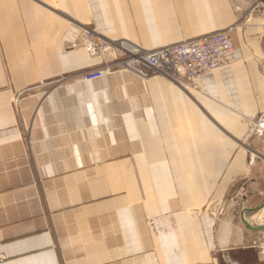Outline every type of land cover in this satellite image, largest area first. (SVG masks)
Masks as SVG:
<instances>
[{"label": "crops", "instance_id": "obj_1", "mask_svg": "<svg viewBox=\"0 0 264 264\" xmlns=\"http://www.w3.org/2000/svg\"><path fill=\"white\" fill-rule=\"evenodd\" d=\"M251 16L235 62L195 90L83 80L101 61L83 25L152 48L236 23L233 0H0V264H264V228L243 221L264 224V207L225 204L264 166V135L248 133L264 113Z\"/></svg>", "mask_w": 264, "mask_h": 264}, {"label": "built area", "instance_id": "obj_2", "mask_svg": "<svg viewBox=\"0 0 264 264\" xmlns=\"http://www.w3.org/2000/svg\"><path fill=\"white\" fill-rule=\"evenodd\" d=\"M237 23L165 45L148 48L123 37H106L91 25H83L82 44L100 62L75 74L85 81L114 71H125L132 79H162L197 88L203 74L235 62L233 32ZM78 45L73 42L71 47ZM264 133V113L251 119L248 133ZM0 253V261L3 259Z\"/></svg>", "mask_w": 264, "mask_h": 264}, {"label": "rangeland", "instance_id": "obj_3", "mask_svg": "<svg viewBox=\"0 0 264 264\" xmlns=\"http://www.w3.org/2000/svg\"><path fill=\"white\" fill-rule=\"evenodd\" d=\"M255 1L257 0H233L236 7L238 8L239 14L243 16L236 22L237 26L244 23V19H247L250 12L252 13V20L259 19L262 22L264 21V0H261L258 4L252 5V3ZM185 87L195 90L199 89L198 87L194 88L189 84ZM250 120L251 119L248 120V123ZM257 133L264 135V133ZM260 161L261 160L258 159V163ZM248 199L249 201L246 202V207L255 208L256 210H254L253 212H257L264 207V166L261 164L256 165L255 169L252 172L248 173L246 177H244L234 185L229 199L225 204H234L235 211L238 212L239 209H241V207L244 205L245 201ZM224 207L226 208V205ZM225 208L223 211H225ZM262 221H264L263 218L260 220V222Z\"/></svg>", "mask_w": 264, "mask_h": 264}, {"label": "water", "instance_id": "obj_4", "mask_svg": "<svg viewBox=\"0 0 264 264\" xmlns=\"http://www.w3.org/2000/svg\"><path fill=\"white\" fill-rule=\"evenodd\" d=\"M256 210L255 208H252V209H248L246 210L245 212H249V211H254ZM244 223L246 225H248L249 229H252V230H258V229H262L264 228V224H259V225H249V222L246 220V219H243Z\"/></svg>", "mask_w": 264, "mask_h": 264}, {"label": "bare ground", "instance_id": "obj_5", "mask_svg": "<svg viewBox=\"0 0 264 264\" xmlns=\"http://www.w3.org/2000/svg\"><path fill=\"white\" fill-rule=\"evenodd\" d=\"M260 1H261V0H257V1H256V4L260 3ZM211 133H213V132H211ZM251 158H252V161H251V162H253V160H254V158H255V154L251 153ZM255 217H256V216H255ZM260 217H261V216H260ZM247 219H248V220H249V219H252V217L250 216V217L247 218Z\"/></svg>", "mask_w": 264, "mask_h": 264}]
</instances>
